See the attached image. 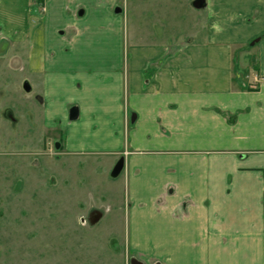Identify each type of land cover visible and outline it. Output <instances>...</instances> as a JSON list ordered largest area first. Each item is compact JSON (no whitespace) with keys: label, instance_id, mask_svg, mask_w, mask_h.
Instances as JSON below:
<instances>
[{"label":"crops","instance_id":"1","mask_svg":"<svg viewBox=\"0 0 264 264\" xmlns=\"http://www.w3.org/2000/svg\"><path fill=\"white\" fill-rule=\"evenodd\" d=\"M176 1L0 0V44L65 153L123 158L135 258L264 264V0H190L174 37Z\"/></svg>","mask_w":264,"mask_h":264},{"label":"rangeland","instance_id":"2","mask_svg":"<svg viewBox=\"0 0 264 264\" xmlns=\"http://www.w3.org/2000/svg\"><path fill=\"white\" fill-rule=\"evenodd\" d=\"M189 3L168 22L174 37L194 28ZM22 51L11 39L0 44V264L140 262L129 251L126 178L110 177L117 160L63 151L62 131L44 121L40 85L31 90L19 69Z\"/></svg>","mask_w":264,"mask_h":264},{"label":"water","instance_id":"3","mask_svg":"<svg viewBox=\"0 0 264 264\" xmlns=\"http://www.w3.org/2000/svg\"><path fill=\"white\" fill-rule=\"evenodd\" d=\"M203 5V0H196L192 6L196 9L200 8L201 6ZM119 10H117L118 12ZM77 116V112L75 109H71L69 111V119L72 120V119H75V117ZM122 169H123V158H119L117 160V162L115 163L113 169L111 170L110 172V177L111 178H116L117 176H119V174L122 172ZM94 214V213H93ZM92 216V215H91ZM92 219V218H91ZM98 219V216L97 218L95 219L97 221ZM95 221V222H96ZM131 264H141L140 262H138L137 260H131Z\"/></svg>","mask_w":264,"mask_h":264},{"label":"flooded vegetation","instance_id":"4","mask_svg":"<svg viewBox=\"0 0 264 264\" xmlns=\"http://www.w3.org/2000/svg\"><path fill=\"white\" fill-rule=\"evenodd\" d=\"M38 2H39L38 10H39L40 13H42L43 10H44L43 4H42V0H38ZM116 162H117V161H116Z\"/></svg>","mask_w":264,"mask_h":264},{"label":"bare ground","instance_id":"5","mask_svg":"<svg viewBox=\"0 0 264 264\" xmlns=\"http://www.w3.org/2000/svg\"><path fill=\"white\" fill-rule=\"evenodd\" d=\"M91 218H92V220H95L97 218V214L96 213L92 214Z\"/></svg>","mask_w":264,"mask_h":264}]
</instances>
